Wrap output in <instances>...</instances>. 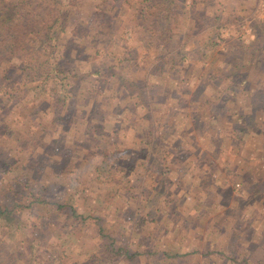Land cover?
<instances>
[{
    "label": "rangeland",
    "instance_id": "1",
    "mask_svg": "<svg viewBox=\"0 0 264 264\" xmlns=\"http://www.w3.org/2000/svg\"><path fill=\"white\" fill-rule=\"evenodd\" d=\"M5 3L0 264H264V0Z\"/></svg>",
    "mask_w": 264,
    "mask_h": 264
},
{
    "label": "trees",
    "instance_id": "2",
    "mask_svg": "<svg viewBox=\"0 0 264 264\" xmlns=\"http://www.w3.org/2000/svg\"><path fill=\"white\" fill-rule=\"evenodd\" d=\"M5 2L6 0H0V38H2V43L6 44L10 42L11 47L9 46L10 48L6 49L7 51H11V49L17 48L22 52L25 51L26 53H29L25 60L26 63H21L20 65L16 66L15 70L26 72L25 70L27 69V71L30 70L33 74H35L36 76H40L42 79H48L50 71H53L49 65V55L44 51V47L41 48L42 54H40L37 49L31 47V43L29 44L25 42V39H27L28 36H30L31 34H36L37 36L42 34L41 29L38 28L37 31L33 29L34 26L37 24L36 18L39 17V12L34 9L35 11L33 10L32 13H30L29 15L26 14L24 16L19 15L16 17H11L10 14L15 11L17 6L9 5V3ZM45 32V38H48V31L45 30ZM44 46L48 48L51 45L50 43H44ZM55 70H57V68ZM56 78H58L60 82H63V79L59 77ZM60 94L61 93H57L56 95L61 96ZM64 94H68V92L64 91ZM54 99L55 101L60 103L62 100H64L61 97H55ZM62 103L64 105V102ZM51 105L52 107L58 106L57 104H55V102ZM55 205L59 210L62 211H64L66 208V206L60 203H55ZM14 212L15 211L13 210V208H0V216H3V214L6 213L11 214ZM73 213L75 214L76 219H83L81 216L76 215V210L74 208ZM111 250L114 251L113 248H111ZM122 254L128 256L129 258L135 256L129 251H124Z\"/></svg>",
    "mask_w": 264,
    "mask_h": 264
}]
</instances>
